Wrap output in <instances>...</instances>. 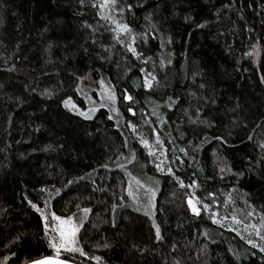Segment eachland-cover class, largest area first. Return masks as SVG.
<instances>
[{"label": "trees", "instance_id": "1", "mask_svg": "<svg viewBox=\"0 0 264 264\" xmlns=\"http://www.w3.org/2000/svg\"><path fill=\"white\" fill-rule=\"evenodd\" d=\"M100 2L0 0V262L57 255L44 227L55 212L82 216V256L57 255L73 263L264 264L188 204L264 237V0H118L124 12H103L127 35ZM104 87L114 107L66 109ZM130 179L157 188L152 213Z\"/></svg>", "mask_w": 264, "mask_h": 264}, {"label": "rangeland", "instance_id": "2", "mask_svg": "<svg viewBox=\"0 0 264 264\" xmlns=\"http://www.w3.org/2000/svg\"><path fill=\"white\" fill-rule=\"evenodd\" d=\"M147 74H151L150 72L145 73V76ZM152 74L148 77L149 79H151ZM153 81L152 80V85H153ZM87 88L88 87L85 86V84L82 86V89ZM97 95H93L94 93H89L87 95V97L85 98V103L87 104V106H85L87 109H84L85 107L83 106H79L76 105L72 102V100H68L67 104L70 106V108L72 110H70V108L68 106H65L67 110L72 111L73 113L77 114L78 116H82L83 118H91L90 116H86L87 115H91L93 111H95L94 109H96V107L99 106H105V107H114L116 105L117 99L115 97V95H112V91L109 89V87H104L102 89V92L98 91ZM65 105V104H64ZM75 110V111H73ZM77 111V112H76ZM93 115V114H92ZM145 144V143H144ZM148 153L151 155L154 164L159 165V164H163L164 162V156L163 154H161L160 152L156 151V149H154L153 147L149 146L148 144H145ZM129 191H130V197L132 202L135 204V206L137 207L139 212H143L146 213L147 212H151L154 209V195L155 193H153V191L155 192L158 191L157 188H152L150 186H148V184L145 183V185L140 186V184L138 182H136L134 179H130L129 181ZM142 184V183H141ZM148 188H151L152 191H150ZM155 189V190H154ZM153 194H152V193ZM189 200L192 201V204L195 205L201 212V208L204 209L205 213L207 215H209L212 219V221L216 222L218 225L222 226V227H226L230 230H233L235 233H239L243 239L249 244V240L253 241V243H251L253 246H255L259 251H261L260 249L262 247H264V238H262V236L260 235V232H258L257 228L253 225L252 222H248V223H243L241 221H238L235 218L232 217H223L221 215H219L216 211H210L208 208L205 207H201L197 200H195V197L193 195H191L188 198V204H189ZM190 206V205H189ZM144 208V209H142ZM191 209V206H190ZM192 211V210H191ZM82 217V216H81ZM81 217L79 220H76V218L72 217L73 219L71 221H68L66 218L63 220L62 222V227L63 230L65 231V233H71L72 228H77V231L75 233L74 237H70L71 239V243L67 244L65 247L60 248V247H52L53 249V253L54 254H59L58 256H67L71 259H73L74 257H81L82 256V251H78L77 249L79 248L78 245V231H79V227L81 222H83V220L81 221ZM56 224H61L60 221H57ZM49 229H51V241H52V228L50 227ZM259 233V234H258ZM56 235V243L59 244L60 240H59V232L55 233ZM55 255V256H57Z\"/></svg>", "mask_w": 264, "mask_h": 264}, {"label": "snow or ice", "instance_id": "3", "mask_svg": "<svg viewBox=\"0 0 264 264\" xmlns=\"http://www.w3.org/2000/svg\"><path fill=\"white\" fill-rule=\"evenodd\" d=\"M81 4H84L85 3V0H80ZM93 7H96L97 6V3H96V0H93ZM105 7H109L111 8L112 12H124L125 11V8L124 7H120L119 4H118V0H101V2L99 3V8L101 9L100 12H98V15H100L101 19H107L108 21H110L112 24H115L116 25V29L115 31H117L118 33H123L125 35H127L129 32H131V29L129 27V25L127 23H117V20L113 18V16L111 14H106L103 12V9ZM126 7L128 8H131L132 6L131 5H127ZM89 27H91L89 25ZM141 35V34H137L136 36H133L132 39H136L138 38V36ZM119 42L121 44L124 43L123 40H119ZM128 50L133 52L134 55H139L138 53L135 52V48L132 47V46H128ZM141 71L143 72L144 69H141ZM151 74H147L145 76V83H144V87H150L152 85V80L155 79L154 76L151 77V79H149L148 77L150 76ZM46 94H50L47 92V90H45L44 92L41 93V95H46ZM70 99V98H69ZM125 99H131V97L129 96H125ZM169 107H171V103H169L168 105ZM130 112L133 111V109H129ZM197 113H199L200 109L197 108L196 109ZM202 122V121H201ZM157 139H159L157 137ZM143 143L147 144V141H143ZM169 172H171L172 170L169 169L168 170ZM177 179L179 180V177H177ZM69 183H72L71 181H69ZM181 183V186H183V181L180 182ZM193 184H195V181L192 182ZM209 195H213L212 193H209ZM29 203H31V201H29ZM189 205L191 206V210L193 211V213H197L199 214V209L192 204V201L189 200ZM33 208H36L37 211H41L39 208H37V206L35 204L32 205ZM205 208H207V205H205ZM89 211V209L85 208L83 209V212L87 213ZM251 215V213H250ZM42 218L44 219H48L46 216L43 215L42 213ZM86 218V217H85ZM65 218L63 217H60V216H57L55 212H53L51 214V220L48 222V223H45L44 227H45V230L47 231L50 227L52 228V247L56 248V247H60V248H63L65 247L67 244L71 243V239L70 237H74L75 236V233L77 231V228H72L71 230V233H65V231L63 230V227H62V222ZM68 221H71L73 218L71 216H68L66 218ZM57 221H60L61 224H56ZM59 232V244L56 243V235L55 233ZM259 234V233H258ZM156 236H157V239H161V236H160V230H159V227H157L156 229ZM264 238V237H262ZM250 244L253 243V241L249 240L248 241ZM104 247H107L108 245L105 244L103 245ZM78 251H82V249H77ZM262 252H264V247H262L260 249ZM99 259V258H97ZM3 260H8V257H4ZM0 264H2V262H0ZM31 264H39L38 261H32ZM56 264H61V262H56ZM176 264H179V261L176 262Z\"/></svg>", "mask_w": 264, "mask_h": 264}, {"label": "water", "instance_id": "4", "mask_svg": "<svg viewBox=\"0 0 264 264\" xmlns=\"http://www.w3.org/2000/svg\"><path fill=\"white\" fill-rule=\"evenodd\" d=\"M33 261H38L39 264H56V262H61V264H78V263H73L65 258H60L58 256H46V257H41L37 260H33ZM32 261L28 262L27 264H31Z\"/></svg>", "mask_w": 264, "mask_h": 264}]
</instances>
